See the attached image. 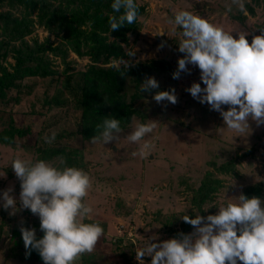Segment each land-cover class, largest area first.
I'll return each mask as SVG.
<instances>
[{
	"label": "rangeland",
	"instance_id": "374dc122",
	"mask_svg": "<svg viewBox=\"0 0 264 264\" xmlns=\"http://www.w3.org/2000/svg\"><path fill=\"white\" fill-rule=\"evenodd\" d=\"M135 2L145 6V11L137 16L138 27L128 33V42L123 44L126 55L122 59L127 61V67L121 68L127 70L136 63L154 60L162 61L165 68L143 76L139 83L126 71L122 73L127 100L132 93L138 94L131 102L140 116H134L122 129L119 140L104 145L82 136L76 96L81 73L90 61L86 55L79 56L71 50L67 64L47 51L45 55L51 59L56 73L51 78L25 77L22 83L29 87L10 92L18 100L0 102V130L12 123L24 132L15 134L10 142L0 141V191L10 188L9 194L18 206L14 214L0 207V264H44L39 253L34 256V249L24 247L21 226L33 228L36 238L43 232L39 217L19 207L20 181L10 164L16 157L38 160L44 147L71 151L70 155L76 156V167L83 169L90 179L82 198L91 207L86 222L102 227L93 250L80 254L73 264H130L134 249L148 241L158 243L194 232L195 226L186 225L182 215L215 214L218 206L235 202L244 186L264 181V123L258 125L249 117V128L236 133L224 126L218 111L186 91L194 81L203 87L197 66L188 64L187 71H181L178 78L172 77L178 58L184 55L178 50L182 29L173 22L177 11L183 9L199 15L231 32L234 38L237 33L245 34L250 42L260 34L259 26L264 25V4L244 0L242 11L238 0ZM246 4L254 8L253 13ZM14 12L20 15L23 10L18 8ZM32 18L35 20L33 15ZM33 38L52 44L61 39L36 23L34 30L24 37L29 43ZM128 51L134 54L127 55ZM117 60L111 58L108 64L114 65ZM5 62L12 64L14 59L7 54ZM149 76L157 80L158 88L143 91L141 83ZM171 89L175 90V103H157L152 99L154 92ZM48 97L59 102L47 103ZM221 107L226 110L228 105ZM140 122H151L154 128L140 141L130 142L127 134ZM52 132L55 138L45 142L44 137ZM145 141L151 147L141 155L140 145ZM60 158L57 155L46 161L59 165ZM209 176L216 178L217 183ZM207 178L208 194L197 205L200 185ZM261 200L264 201V195ZM144 258L150 262V256Z\"/></svg>",
	"mask_w": 264,
	"mask_h": 264
},
{
	"label": "clouds",
	"instance_id": "9594fccd",
	"mask_svg": "<svg viewBox=\"0 0 264 264\" xmlns=\"http://www.w3.org/2000/svg\"><path fill=\"white\" fill-rule=\"evenodd\" d=\"M236 2V0H234ZM244 10V0H238ZM114 15L109 16V29L115 30L124 24H132L137 17L135 0H111ZM174 24L182 29L178 50L184 55L177 60L172 77L178 78L186 65L200 69V81L192 82L186 91L200 103H208L218 111L224 126L242 133L249 128L248 119L264 123V28L249 42L245 34L217 27L205 18L188 10H179L174 15ZM128 51L127 55H133ZM127 67L121 57L113 67ZM158 88V82L149 76L141 83V90ZM157 103L167 100L176 102L175 90H160L152 94ZM222 105H228L225 110ZM99 134L93 142L106 144L119 140L122 131L120 121L106 116L97 125ZM154 124L140 122L127 134L130 142H138L151 133ZM55 132L45 136L51 142ZM151 145H140V154ZM15 176L20 181L19 207L27 208L39 217L43 235L36 238L35 230L21 226L20 232L25 249L36 250L44 264H73L82 253L91 252L102 233L96 222H86L91 207L83 202L89 188L88 174L75 166L67 165L60 158L59 165L38 159L28 161L19 157L11 160ZM3 175V174H2ZM11 189L0 191V207L10 214L17 210L16 199ZM182 219L195 226L192 233L162 241H148L135 248V259L144 264H264V201L258 196L241 193L235 202L218 206L215 214L206 216L182 215ZM239 233V234H238Z\"/></svg>",
	"mask_w": 264,
	"mask_h": 264
},
{
	"label": "trees",
	"instance_id": "16d2710c",
	"mask_svg": "<svg viewBox=\"0 0 264 264\" xmlns=\"http://www.w3.org/2000/svg\"><path fill=\"white\" fill-rule=\"evenodd\" d=\"M253 2L264 4V0ZM110 4L111 0H0V102H16L18 96H12L10 92H20L24 87H29L28 84L22 83L25 77L51 78L56 73L51 59L45 55L47 51L67 64L71 50L76 55H86L90 61L86 70L81 73L82 82L76 96L81 109L82 136L85 139H92L99 134L97 125L101 124L106 116L118 118L121 129L130 123L134 116H140L138 108L131 102L138 94L132 93L131 99L127 100L122 73L126 71L139 83L143 76L163 70L165 64L160 60L141 62L127 70L108 64L111 58L125 57L123 44L128 42V33L138 27L136 17L132 24H124L110 31L108 18L115 14ZM136 5L137 16L143 14L145 6L137 3ZM246 5L248 11L253 13L254 8ZM18 8L23 10L20 15L14 12ZM35 23L59 35L60 42L52 44L33 38L29 43L25 40L24 37L34 30ZM263 27L264 25L259 26L260 29ZM7 54L14 59L12 64L5 62ZM50 102L58 103L59 100L48 97L47 103ZM19 133L24 132L9 123L0 130V141L10 142L14 135ZM70 153L71 151L64 152L55 147H44L40 151L39 159L47 160L61 155L65 163L76 167L77 158ZM209 178L217 183L216 178ZM209 178L200 185L197 205L206 199ZM241 193L261 198L264 195V181L249 183L241 189ZM15 233L13 230L14 235ZM29 250L32 251L31 248ZM34 252V256H37L38 252Z\"/></svg>",
	"mask_w": 264,
	"mask_h": 264
},
{
	"label": "built area",
	"instance_id": "2783aa9c",
	"mask_svg": "<svg viewBox=\"0 0 264 264\" xmlns=\"http://www.w3.org/2000/svg\"><path fill=\"white\" fill-rule=\"evenodd\" d=\"M133 254L135 255V249H134V253H133ZM130 264H139V262H138V261L135 259V257H134L133 261L130 262ZM144 264H149V262L146 261L145 258H144Z\"/></svg>",
	"mask_w": 264,
	"mask_h": 264
}]
</instances>
